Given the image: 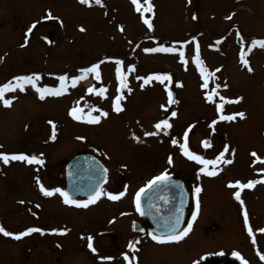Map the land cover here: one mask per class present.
<instances>
[{"label":"rangeland","instance_id":"1","mask_svg":"<svg viewBox=\"0 0 264 264\" xmlns=\"http://www.w3.org/2000/svg\"><path fill=\"white\" fill-rule=\"evenodd\" d=\"M151 3L153 10L144 12V0H140L141 11L136 10L133 0H102L101 4L95 0L89 4L80 0H0V85L33 73L41 77L39 86L58 87L61 75L68 78L67 90L60 96L40 99L33 87L25 85L24 91L17 88L5 93V99H12L10 106L0 100V151L42 154L47 161L32 165L0 160V225L14 233L29 227L44 229L20 239L0 233V264H127L124 254L127 243L133 242L129 236L130 220L136 217L135 194L158 171H173L193 182L194 192L201 187L195 194L202 216L211 213V218L206 216L202 222H214L218 227L204 231L209 233L206 240L212 250L220 246L222 258L237 264L242 261L232 255L234 251L248 264H264L257 256L264 250V232L258 231L264 228V47L251 45L253 39H264V0ZM49 12L53 18L44 20ZM144 17L151 20V29ZM33 22L36 27L28 34ZM160 45L183 50L184 60L179 51H145ZM197 46L203 66L214 74L207 89L201 87L204 81L194 61ZM241 52L249 65L241 61ZM92 64L99 65L101 79L88 73L73 87L71 78ZM117 66L126 75L127 87L123 89H119ZM249 66L252 71H248ZM153 73L171 75L172 82L164 84L175 92L177 103H167V90L160 81L144 84L143 78ZM90 87L106 91L101 95L89 92ZM213 89L218 95L208 101L205 92ZM113 94L123 96L120 112L114 110ZM237 97L242 99L229 102ZM218 103H223L222 113L217 112ZM74 106L85 116L90 111L99 116L102 109L108 115L101 116L98 123L76 120L69 114ZM172 111L177 112L175 117ZM239 112L245 113L244 117L218 119L221 114ZM165 118L172 128L158 132L154 125ZM49 121L55 125V140L51 139ZM185 131L190 151L215 160L228 146L224 160L231 162L208 165L217 169L215 176L198 173L202 165L196 161L191 164L180 148ZM145 132L158 134L146 136ZM205 138L211 141L207 148L201 146ZM172 139L177 143L172 144ZM142 143L145 145L140 146ZM83 148L100 157L107 152L110 155L102 156L109 174L102 187L105 194L84 209L61 210L54 196L40 194L39 184L49 189L57 186L58 173ZM253 151L259 160L251 155ZM249 180L256 181L251 188L240 190L235 185V181L246 184ZM237 191L239 201L234 195ZM109 192L125 194L113 200ZM56 211L66 220L58 223L67 229L61 238L50 231V218ZM202 227L194 234H203ZM89 235L95 252L88 247ZM201 239L193 243L200 245ZM190 255L186 253L184 258ZM167 257L175 259V255ZM158 261L164 263L153 251L143 252L142 264Z\"/></svg>","mask_w":264,"mask_h":264},{"label":"snow or ice","instance_id":"2","mask_svg":"<svg viewBox=\"0 0 264 264\" xmlns=\"http://www.w3.org/2000/svg\"><path fill=\"white\" fill-rule=\"evenodd\" d=\"M80 2L83 4H89L91 2V0H80ZM95 3L101 4L102 0H95ZM133 3L136 5V10L141 11L140 0H133ZM144 4L146 5V7H143L144 12H151L153 10L154 6L152 5L151 0H144ZM51 18H53V17L51 16L50 12L48 13V15L43 17L44 20H48ZM193 18H195V16ZM144 23L148 26L149 29H151L153 27L151 20L147 17H144ZM35 27H36V22H33V24L27 29V33L30 34ZM45 39H47V37H45ZM27 43H28V36L26 34L25 44H27ZM251 45L252 46L260 45V46L264 47V39H260V40L253 39L251 42ZM145 51L146 52H177V51H179L181 60H184L183 50L177 49L175 47H165L164 45H160L158 48H146ZM240 59L244 65H246V66L249 65V61L244 57L243 52H241ZM194 61H195L196 65L199 67L201 76H202L203 81H204V83L201 85V87L207 89L208 88V81L210 78L213 77L214 74L212 71H209L208 69H206L203 66V61L200 58L198 46H197V50H196V55L194 56ZM119 63L120 62L118 61V65H119ZM129 67L131 68L132 66H129ZM80 71H81L80 76H73L71 78V82H72L73 86L76 84L77 81L83 79L86 76V74H88V73H95V78L97 80L101 79L98 64H92L91 67L82 68ZM248 71H252L250 66L248 67ZM116 76H117V79L119 81V89H123V88L127 87L126 75L121 70V67H119V66H117V68H116ZM40 78L41 77L38 73H33L31 75H21V76L13 77V80L15 81V83H13L12 81H9L8 83L0 85V100H3V104L5 106H10L12 103V99H5L4 98L5 93L8 91L15 90L17 88L20 89L21 91H24L25 85H30L31 87H33L36 90V92L39 94L40 99H44L48 95L60 96L63 92H65L67 90L68 78L64 75H61L59 77L60 84L58 87H50L47 85L39 86L37 84V81L40 80ZM143 79H144V84H148L153 79L160 81L162 84H164L165 81H167L169 83L172 82V77L169 73H153V74H151V75H149ZM164 86H165V89L167 90V98H168L167 103L169 105L177 103V101L174 99L173 92L171 91V89L168 88V84H164ZM141 87H143V85H141ZM219 87H220V85L217 84L216 88L218 89ZM224 87H227V85L225 84ZM88 91L89 92L96 91L99 94L103 95L105 93L106 89H104L102 87L99 89H94V88L90 87L88 89ZM216 95H218V93L216 92V89H213L210 92L209 91L205 92V97L208 101H212L214 96H216ZM121 99H123V96L119 95V94L114 99V110L116 112H120L122 110V105L120 104ZM240 99H242V97H237V98H235L234 101H229V102H239ZM220 100L224 101L225 98L220 97ZM161 107L166 108V105H161ZM216 109H217V112L222 113L223 112V103L216 104ZM94 110H96V109H94ZM69 114L76 120H86L89 123H98L100 121L101 116H107L108 115V113L106 111L100 110L99 116L93 115L91 111L87 114V116H85L82 113V110L79 107H75V106L70 109ZM176 115H177L176 111L171 112V116L175 117ZM244 115H245V113H243V112L234 113L231 115L221 114L218 117V119L219 120H234L237 116L242 118V117H244ZM216 122H217L216 120H213L212 124L215 125ZM48 123L50 125H52L51 139L55 140L56 139L55 125L53 124L52 121H49ZM154 127L156 130H158V132H164L167 129L172 128V124L169 122L168 119L165 118V119H160L154 125ZM156 134H158V133L157 132H145L144 133V135H146V136H151V135H156ZM133 138L136 139L137 141H139V139H140V137L136 136L135 133H133ZM80 139H83V137H80ZM171 142H172V144H176L177 140L172 139ZM204 146L208 147L209 146L208 142H205ZM180 148H181L184 156H186L188 159H190L192 161H196L200 165H202V167H200L198 169V173H204V174H207L208 176H215L217 174V169L216 168L209 169L208 165H216L222 160L225 163L231 162L228 160H224L225 152L229 151L228 146L224 147V150L219 153V155L217 156V158L215 160L205 159L203 156L198 155L196 152L190 151L189 147H188V132L187 131H185V133H184V142L180 144ZM251 155L253 157H255L257 160L260 159V157L257 156V153L255 151H253L251 153ZM0 160H3V162L5 164L9 163L10 160L11 161H26L29 164H31V163L43 164L44 163V161L42 159V154H41V157H37L36 155H26L23 152L9 154V153L0 151ZM168 162L169 163L172 162L171 157L168 158ZM104 171L106 173L107 169H105ZM262 171H264V169H262ZM168 179H169L168 174L166 172H163L159 176L154 177L153 180L149 181L147 185H145L139 191L136 192L135 204H136L137 211H141V208H140L141 193H143L145 191V188L151 187L157 181H166ZM255 183H256V181H252V180H249L246 184H243L240 181H235V185L239 186L240 188H251L254 186ZM39 187H40V191L45 196H52L54 193H59L63 197V202L65 204L83 206V207H87L89 204L94 203L96 200H98L100 198V196L105 194L102 189L97 188L94 191V193L89 196V198L87 200H77V199H74L70 195L69 192L65 191L62 188H51V189H49V188H46L42 183L39 184ZM201 191H202L201 187L198 186L195 188V193L197 195ZM124 194H125L124 192H119L118 194H113L110 192L107 193V195L113 200L119 199ZM234 195L238 201L241 200V196H240L239 191L235 192ZM21 203H23V201ZM241 203H243V201H241ZM37 207H39V205H37ZM197 208H199V201L198 200H197ZM196 215H197L196 212L192 213L193 220H195ZM244 221H245V224L248 225L247 212L244 213ZM179 222H180V218H179V216H177L176 220H175L176 225H178ZM166 227H167V224H166ZM191 227H192V221H189L188 226L181 231H176V228L174 226L168 227V230L161 235L152 234V239L159 242V243H166V242H170V241H180L183 237H185L188 234V232L191 230ZM43 231H44V229H41V228L29 227L25 231L14 233L11 231H7L2 225H0V233H3L5 236L15 237L16 239H20L21 237H23L27 234H30L32 232L43 233ZM50 231L63 233V232H66L67 229L53 228ZM248 231L250 234L252 233V228L250 226L248 228ZM258 231L264 232V228H260V229H258ZM87 241H88V247L90 249H92L93 252H95L96 249L93 247V243H92L93 237L91 235H89L87 237ZM129 247L130 248L134 247V245L132 243H130ZM232 255L240 258L242 261V264H248V262L243 259V257L240 255L239 252L234 251L232 253ZM102 258L103 259H111V257H102ZM124 258H125V260L129 261V264H132V261L129 259L127 253L124 254ZM261 259L264 260V255H261ZM193 264H197V261H193Z\"/></svg>","mask_w":264,"mask_h":264},{"label":"water","instance_id":"3","mask_svg":"<svg viewBox=\"0 0 264 264\" xmlns=\"http://www.w3.org/2000/svg\"><path fill=\"white\" fill-rule=\"evenodd\" d=\"M173 92V91H172ZM174 98L175 93L173 92ZM210 145L209 139L202 142ZM209 147V146H208ZM40 157L37 154H31ZM106 168L101 162L89 152L77 153L64 166L65 191L72 197L83 196L89 198L97 188L107 180ZM166 181H157L141 193L140 208L137 211L138 220L131 222L133 232L147 231L150 235H161L168 230V227H175L176 231L182 229L183 223L189 212V191L187 184L180 178L168 175ZM180 222L176 225V217ZM167 224V227H166ZM133 247L128 246V251Z\"/></svg>","mask_w":264,"mask_h":264},{"label":"flooded vegetation","instance_id":"4","mask_svg":"<svg viewBox=\"0 0 264 264\" xmlns=\"http://www.w3.org/2000/svg\"><path fill=\"white\" fill-rule=\"evenodd\" d=\"M111 106L108 107V110L110 109ZM104 111V109H102ZM145 144L142 143L140 146H144ZM80 151H88L89 153H92L94 156H96L103 164L105 159H103L102 156L106 157V156H110L109 153H104L101 154V157L97 154H95V152L91 149L88 148H83ZM102 151V150H101ZM110 151V149L108 150ZM31 152L28 154L30 155ZM189 160V159H188ZM44 163H47L46 160H44ZM43 163V164H44ZM190 163L192 164V160L190 161ZM32 165L36 164V163H31ZM42 165V164H39ZM105 165V164H104ZM108 170V169H107ZM166 172L168 175H172L173 177L176 178H180L182 179L188 186V191H189V212L187 214V218L183 223L182 229L186 228L188 226V222L192 221V227L191 230L188 232V234L183 237L180 241H170V242H166V243H159L155 240L152 239V236L148 234V232L145 230L143 232H132L131 230V235L129 236V239L133 240V242H128V244L132 243L134 245V247L130 250L127 251L128 249L126 248V252L129 254V259L132 261V264H142V257H143V252L146 250H151L153 251V255L157 258V260L159 259H163L164 263L161 261H158V264H193V261H197V264H237L236 262H233L231 259L228 258H222V248L220 246H218V248H216L215 250H212V245L210 244L209 241H207L206 237L209 235V233H205L207 231H216L217 230V225L212 222L211 224H204V222H202V220H206V216H209V218H211V213H205L202 216L201 210H200V206L199 208H197V195L194 192V185L193 182L192 183H188L186 181L185 178L179 176L178 174L174 173L173 171H158L155 174H152L149 179L146 181V183L144 184V186L154 177L159 176L161 173ZM107 180L109 178V174L107 171ZM58 181L59 184H57V186H55L54 188H62L65 190V177H64V168L62 171H60L58 173ZM106 184V183H105ZM37 186V185H36ZM104 186V185H103ZM143 186V187H144ZM38 187V186H37ZM193 187V188H192ZM240 190H242V188H240L239 186H237ZM39 188V187H38ZM102 189V188H101ZM40 194L42 193L39 189ZM43 196L45 198H50L52 196H54L60 205H62V209H66L67 207L70 209L76 208V209H84L85 207L83 206H74V205H68L65 204L63 202V197L59 194V193H54L52 196H45L43 194ZM74 199L77 200H87V198L84 197H73ZM199 201V200H198ZM93 204V203H91ZM134 210H135V218H131L130 221L132 220H138L141 224L142 227H144L142 221L138 218L137 215V210L135 208V200H134ZM196 212V218L195 220H193L192 218V213ZM63 213L56 211L53 216L50 218L52 219L51 223L53 224V228H57V229H66L62 226H58V223H63L66 220H63ZM202 224H204V226L202 227ZM202 227L203 230V234L200 235H195L194 232L198 231L197 228ZM180 230V231H181ZM52 232V231H51ZM66 232L60 233L57 232V235H55L54 237H58L61 238L62 235H66ZM203 236V240L200 238V236ZM200 239L202 240L201 242H203L200 245H196L193 243L194 242H198L200 241ZM129 240V241H130ZM131 240V241H132ZM53 242H57V240H54ZM59 242V241H58ZM126 246V247H127ZM199 247L198 251H195L196 247ZM256 247H258V249H260V245H256ZM215 252V253H214ZM186 253H190V258L185 257ZM260 253V251H259ZM174 256L175 255V259L174 260H170L169 257L167 256ZM264 255V250L262 251V254ZM257 256L261 259L260 255L257 253ZM261 261H263L261 259ZM127 264H129V261L127 262ZM154 264V263H151Z\"/></svg>","mask_w":264,"mask_h":264}]
</instances>
